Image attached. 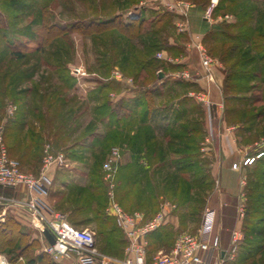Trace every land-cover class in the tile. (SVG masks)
<instances>
[{
	"label": "rangeland",
	"instance_id": "374dc122",
	"mask_svg": "<svg viewBox=\"0 0 264 264\" xmlns=\"http://www.w3.org/2000/svg\"><path fill=\"white\" fill-rule=\"evenodd\" d=\"M108 19L114 28L86 32ZM216 69L237 112L211 119L195 76L216 82ZM0 126L26 173L47 154L79 161L84 204L115 228L113 204L146 218L162 209L153 247L169 252L197 236L206 209L213 228L221 221L223 169L257 178L264 168V1L0 0ZM17 128H28L24 145ZM50 140L63 145L52 151ZM234 143L242 154L226 166Z\"/></svg>",
	"mask_w": 264,
	"mask_h": 264
},
{
	"label": "crops",
	"instance_id": "0c3cea01",
	"mask_svg": "<svg viewBox=\"0 0 264 264\" xmlns=\"http://www.w3.org/2000/svg\"><path fill=\"white\" fill-rule=\"evenodd\" d=\"M197 62L196 51H189L188 67L196 74L201 72ZM214 76L216 82H209L202 77L195 76L198 84L203 86L207 92L210 102L208 104L209 116L211 119L218 116L220 108L221 111L226 110L228 116L234 115L237 112L235 106L229 103L223 104L226 96L222 94L219 87L221 78H219L218 69L214 72ZM225 102L229 101L226 99ZM19 129H14L12 133H16L17 139L19 137L20 143L24 145L28 141V137L24 134L28 128ZM9 134L8 131L7 135ZM17 144L16 142L14 145L19 147ZM47 144L52 151H56L63 145L53 140ZM75 146L77 151L79 144ZM233 147L237 148L236 143ZM238 151L240 154L237 155L235 154L236 149L232 152V155H236L235 157L226 158L229 160L226 161V166L233 158H240L242 150L238 149ZM260 152L262 155L256 161L259 164H264V150L260 149L256 154ZM26 159L24 157L22 161H26ZM39 161L41 158L38 160V167L29 168L28 165H24L25 171L35 177L38 178L42 175L40 183L31 193L22 184L15 187L0 185V194L13 200L12 203L0 206V221L5 219L15 221L17 231L25 236H23L24 244L20 250L28 245L22 252L12 250L5 253L4 251L0 257L4 258L7 264H76V256L73 253L64 256L45 252L44 248L48 241L40 231L38 218L32 215L31 209L25 204L26 200L32 198L45 217H50L55 212H61L66 215L72 225L91 230L94 234L95 249L104 257L99 264H121V261L126 257L124 251L126 239L121 230L118 227L115 228L110 217H106L102 212L94 214L84 204L85 193L82 192V188H79L84 185L82 181L84 174H79V161L66 157V162L61 164L53 162L45 171H42L41 168V172H39ZM218 177L221 182L222 204L226 208L222 209L219 224L212 227L211 236H217L219 240V249L212 256V264H264V172H259L257 178H254L247 174L234 173L229 168H225L218 174ZM235 181L237 184L232 183ZM239 181L243 182L241 189ZM253 181L259 183L254 184ZM241 207L243 215H240ZM165 224L146 235V264H151L155 254L160 251L164 252V248L154 249L153 245L161 241L162 233L167 229ZM233 232H239L238 238L236 235L233 236Z\"/></svg>",
	"mask_w": 264,
	"mask_h": 264
},
{
	"label": "built area",
	"instance_id": "2783aa9c",
	"mask_svg": "<svg viewBox=\"0 0 264 264\" xmlns=\"http://www.w3.org/2000/svg\"><path fill=\"white\" fill-rule=\"evenodd\" d=\"M214 5L209 8L211 12ZM159 55V54H158ZM211 59L206 58V62ZM188 74L186 73L185 76ZM115 154V152H114ZM262 152L256 157H260ZM254 157L246 158V163H251ZM61 164V156L52 157L48 155L44 158L42 171H45L52 163ZM111 168L110 164H107ZM42 177V175H41ZM41 177H35L31 173L21 170L16 162L8 156L0 126V185L15 187L24 185L28 192H32L41 181ZM13 200L0 194V206L12 203ZM31 209L32 215L38 218L40 231L47 229L53 236L54 242L47 243L44 250L51 255L76 256V264H99L104 257L95 249L94 234L87 228H79L72 225L61 212H55L50 217H45L32 198L25 201ZM109 211L114 213L115 224L122 231L126 245L124 248L126 257L121 264H146V235L158 229L164 223V211L161 209L152 217L146 218L138 211L126 212L116 204H113ZM240 215H243L242 207ZM214 222V211L206 209L202 225L197 236L189 234L181 235L174 243L169 252H158L154 255L151 264H212V256L219 249L217 236L212 237V227ZM237 232H233V236ZM0 264H7L4 258L0 257Z\"/></svg>",
	"mask_w": 264,
	"mask_h": 264
},
{
	"label": "trees",
	"instance_id": "16d2710c",
	"mask_svg": "<svg viewBox=\"0 0 264 264\" xmlns=\"http://www.w3.org/2000/svg\"><path fill=\"white\" fill-rule=\"evenodd\" d=\"M254 1H264V0H254ZM113 20L108 19L105 21H99L97 23L102 24L104 28L102 29H95V27H91V24H88L86 26V28H90V30L86 31L88 33H98L99 31L103 30V29H110V28H114L115 26L110 25V23ZM126 25V28H129L128 26H130L129 24H123ZM78 30V29H76ZM83 33H85V31H82ZM262 171L264 172V168L262 169ZM24 235L17 231L16 228V222L11 220V219H5L4 221H0V254L2 252L5 251V253H9L12 250H20V248H22V245L24 244L23 241V237ZM19 241V242H18ZM20 243V244H19ZM28 247V245H26L23 249L20 250V252L24 251L26 248ZM7 250V251H6Z\"/></svg>",
	"mask_w": 264,
	"mask_h": 264
},
{
	"label": "water",
	"instance_id": "95a60500",
	"mask_svg": "<svg viewBox=\"0 0 264 264\" xmlns=\"http://www.w3.org/2000/svg\"><path fill=\"white\" fill-rule=\"evenodd\" d=\"M161 76H162V74L159 73V74H158V77H161ZM42 234L44 235V237H45V239L48 241V243L52 244V243L54 242V239H53L52 234H51L47 229H44V230L42 231Z\"/></svg>",
	"mask_w": 264,
	"mask_h": 264
}]
</instances>
